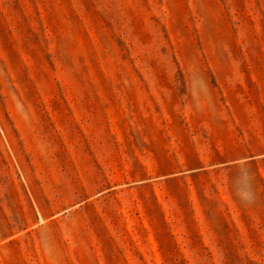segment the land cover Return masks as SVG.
Returning <instances> with one entry per match:
<instances>
[{
  "label": "rangeland",
  "instance_id": "374dc122",
  "mask_svg": "<svg viewBox=\"0 0 264 264\" xmlns=\"http://www.w3.org/2000/svg\"><path fill=\"white\" fill-rule=\"evenodd\" d=\"M0 264H264V0H0Z\"/></svg>",
  "mask_w": 264,
  "mask_h": 264
}]
</instances>
